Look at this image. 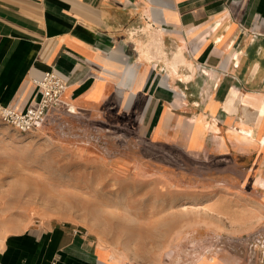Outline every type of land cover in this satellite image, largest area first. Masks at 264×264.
<instances>
[{
  "label": "crops",
  "instance_id": "1",
  "mask_svg": "<svg viewBox=\"0 0 264 264\" xmlns=\"http://www.w3.org/2000/svg\"><path fill=\"white\" fill-rule=\"evenodd\" d=\"M48 70L78 113L227 153L264 102V0H0V105L33 104ZM0 264L117 263L74 227L0 209Z\"/></svg>",
  "mask_w": 264,
  "mask_h": 264
},
{
  "label": "rangeland",
  "instance_id": "2",
  "mask_svg": "<svg viewBox=\"0 0 264 264\" xmlns=\"http://www.w3.org/2000/svg\"><path fill=\"white\" fill-rule=\"evenodd\" d=\"M137 115L51 110L29 135L0 122L4 216L74 227L117 264H264V121L242 127L256 142L231 129L229 152L192 154Z\"/></svg>",
  "mask_w": 264,
  "mask_h": 264
},
{
  "label": "built area",
  "instance_id": "3",
  "mask_svg": "<svg viewBox=\"0 0 264 264\" xmlns=\"http://www.w3.org/2000/svg\"><path fill=\"white\" fill-rule=\"evenodd\" d=\"M37 88V100L26 107L0 105V122L14 128L22 135H29L39 130L51 110L71 111V105L65 100L68 83L55 71H46L42 78L33 80Z\"/></svg>",
  "mask_w": 264,
  "mask_h": 264
},
{
  "label": "bare ground",
  "instance_id": "4",
  "mask_svg": "<svg viewBox=\"0 0 264 264\" xmlns=\"http://www.w3.org/2000/svg\"><path fill=\"white\" fill-rule=\"evenodd\" d=\"M227 109H229V106H227ZM71 111L75 112V108L73 106H71ZM263 121H264V102L261 104V106L258 109L257 124H256L257 127H259V125L262 124ZM234 133H237L236 136L238 137L239 140H242L246 143H253L257 141L256 127H253L251 130L242 129L241 133L238 131ZM258 141L262 143V145H264V138L259 139ZM260 184H262V182H260ZM262 186H264V181Z\"/></svg>",
  "mask_w": 264,
  "mask_h": 264
}]
</instances>
